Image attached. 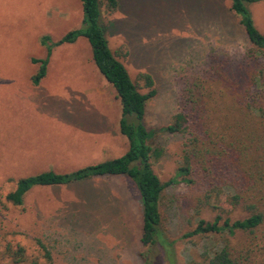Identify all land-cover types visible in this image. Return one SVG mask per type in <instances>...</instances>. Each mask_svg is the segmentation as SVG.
<instances>
[{
	"label": "rangeland",
	"instance_id": "374dc122",
	"mask_svg": "<svg viewBox=\"0 0 264 264\" xmlns=\"http://www.w3.org/2000/svg\"><path fill=\"white\" fill-rule=\"evenodd\" d=\"M115 1L109 12L99 0L100 24L110 52L141 94L149 90L142 76L151 80L155 95L145 104L143 122L155 131L151 145L162 152L152 170L166 184L179 164L184 137L160 129L176 113L179 90L192 77L204 78L216 63H224L238 82L249 76L246 40L228 0ZM246 7L264 35V0ZM80 22L79 0H0V264L6 262V247L22 248L24 264H165L160 246L139 242L140 199L126 177L35 187L19 206L5 200L21 178L69 173L126 151L118 132L119 101L95 69L87 42L55 45ZM43 36L50 55L45 76L33 86L38 65L31 60L45 57ZM223 200L212 195L208 205L227 208ZM204 207L199 192L183 184L162 189L160 232L171 243L173 264H207L206 254L221 246L239 250L245 244L239 234L185 238L197 221L212 220ZM256 264H264V257Z\"/></svg>",
	"mask_w": 264,
	"mask_h": 264
},
{
	"label": "trees",
	"instance_id": "16d2710c",
	"mask_svg": "<svg viewBox=\"0 0 264 264\" xmlns=\"http://www.w3.org/2000/svg\"><path fill=\"white\" fill-rule=\"evenodd\" d=\"M79 1V27L67 32L55 45L72 44L78 38L87 42L95 69L111 85L119 101L118 132L126 141V151L117 158L69 173L45 171L21 178L5 200L19 206L25 194L35 187L126 177L134 183L140 199V244L160 246L166 255L165 264H173L168 257L171 243L160 232L158 207L165 186L183 184L199 192L202 207L213 213L210 222L197 221L185 238L205 234L245 237V244L239 250L223 245L206 254L207 264H256L258 257H264L259 253L264 250V35L254 27L246 6L261 0H228V11L237 17L246 40L247 64L244 66L251 70L249 76L239 78L238 82L226 73L224 63H216L206 70L204 78L192 77L179 90L176 113L160 129V132L184 137L179 164L166 184H161L152 170V162L162 152L151 145L155 131L147 130L143 122L145 104L155 95L151 80L142 76L149 90L141 94L108 48L100 24L99 0ZM104 1L109 12L116 9L115 0ZM47 42L46 36L40 38L42 46ZM49 55L50 48L46 46L43 59L31 60L38 65L30 79L33 86L45 76ZM216 194L223 195L222 202L227 208L208 205ZM4 251L7 255L4 264H24L22 248L6 247ZM43 258L49 262L47 252ZM143 264L148 263L143 260Z\"/></svg>",
	"mask_w": 264,
	"mask_h": 264
},
{
	"label": "crops",
	"instance_id": "0c3cea01",
	"mask_svg": "<svg viewBox=\"0 0 264 264\" xmlns=\"http://www.w3.org/2000/svg\"><path fill=\"white\" fill-rule=\"evenodd\" d=\"M86 132L92 133L91 131H86Z\"/></svg>",
	"mask_w": 264,
	"mask_h": 264
}]
</instances>
